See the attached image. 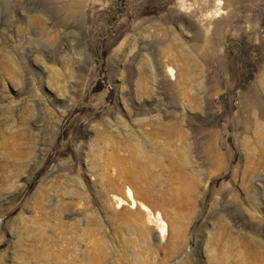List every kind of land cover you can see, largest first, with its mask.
Wrapping results in <instances>:
<instances>
[{"label": "rangeland", "instance_id": "rangeland-1", "mask_svg": "<svg viewBox=\"0 0 264 264\" xmlns=\"http://www.w3.org/2000/svg\"><path fill=\"white\" fill-rule=\"evenodd\" d=\"M218 1L0 0V264H264V0Z\"/></svg>", "mask_w": 264, "mask_h": 264}, {"label": "bare ground", "instance_id": "bare-ground-1", "mask_svg": "<svg viewBox=\"0 0 264 264\" xmlns=\"http://www.w3.org/2000/svg\"><path fill=\"white\" fill-rule=\"evenodd\" d=\"M218 2L220 3V0ZM167 71L169 72V74L171 76L174 75V68L169 67L167 69ZM127 194L129 196V198L132 200L133 205H137V200L135 199L131 188L127 189ZM117 199H118L119 203L122 202L121 198H117ZM146 210H147V218H148V220L150 221V223H152V224H154L156 226V229H157L159 237H161V239H164L165 235H166L165 223H164V220L162 219V217L160 216V213L154 214L152 212V210L150 208H148L147 206H146Z\"/></svg>", "mask_w": 264, "mask_h": 264}]
</instances>
